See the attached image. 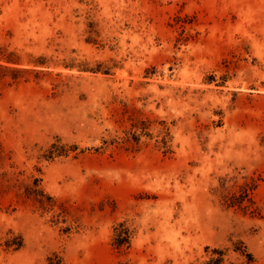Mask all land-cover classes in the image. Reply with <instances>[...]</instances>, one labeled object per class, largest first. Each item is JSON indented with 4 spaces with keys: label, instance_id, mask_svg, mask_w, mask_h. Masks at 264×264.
<instances>
[{
    "label": "rangeland",
    "instance_id": "obj_1",
    "mask_svg": "<svg viewBox=\"0 0 264 264\" xmlns=\"http://www.w3.org/2000/svg\"><path fill=\"white\" fill-rule=\"evenodd\" d=\"M34 178L53 207L24 195ZM215 246L264 264V0H0V264H196Z\"/></svg>",
    "mask_w": 264,
    "mask_h": 264
},
{
    "label": "trees",
    "instance_id": "obj_2",
    "mask_svg": "<svg viewBox=\"0 0 264 264\" xmlns=\"http://www.w3.org/2000/svg\"><path fill=\"white\" fill-rule=\"evenodd\" d=\"M164 142L166 143L165 137ZM55 144L57 143L53 142L52 146H55ZM49 153V157H53L55 152L50 149ZM255 183L256 182L250 186H243L240 192H234L231 196H228V198H226L227 205L243 206L246 199H250V190L254 188ZM222 185L225 186V181L222 182ZM23 193L27 197H32L39 203L41 207L46 209L53 207L56 202L54 195L47 192L46 189L41 185L40 178H34L32 183L27 184ZM115 231L116 233L113 243L117 248L122 249L125 245L130 244L133 229H131V227L128 226L125 221H120L115 227ZM1 244L7 249H19L24 245V237L21 233L15 234L13 230H10L8 236L5 237ZM228 250V246H215L212 248H207V251L210 253L209 259L196 264H224ZM235 250L243 251L237 246L235 247ZM245 251H247L246 253L248 255V259L250 261L254 260L253 253L246 250V248ZM47 264H64L62 255L54 251L48 256Z\"/></svg>",
    "mask_w": 264,
    "mask_h": 264
}]
</instances>
